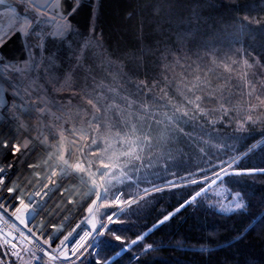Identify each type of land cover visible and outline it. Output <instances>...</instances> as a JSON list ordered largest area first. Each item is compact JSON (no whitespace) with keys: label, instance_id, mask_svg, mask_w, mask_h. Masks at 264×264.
Here are the masks:
<instances>
[{"label":"trees","instance_id":"1","mask_svg":"<svg viewBox=\"0 0 264 264\" xmlns=\"http://www.w3.org/2000/svg\"><path fill=\"white\" fill-rule=\"evenodd\" d=\"M8 1L21 14L27 13L21 3ZM245 16L251 23L245 22L241 29L239 21ZM71 19L76 31L64 39L46 41L43 63L35 73L56 105L69 110L77 105L87 107L82 93L98 91L97 85L111 83L117 72L126 74L117 82L123 81L125 89L134 93L127 77L163 81L165 65L171 66L169 81L159 86L179 101L172 77L178 79L179 73L187 74L189 65H199L211 69L213 84L229 94V107H238L237 113L217 119L214 125L206 118H184L183 132L176 133L169 146L171 155L153 156L138 169H125V176L111 182L110 199L123 192V202L170 180L201 178L227 167L233 158L238 162L229 172L264 168V106L252 113L261 122L246 123L240 129L238 122L247 114L248 89L242 83L238 87V81L222 66L245 53L251 54L250 62L256 57L264 65V0H89ZM176 59L181 63L175 64ZM259 65L253 105H258L256 94L264 97V67ZM68 75L66 87L62 84ZM159 95L153 89L148 102ZM161 111L171 114L170 107ZM202 180L138 197L117 216L122 222L107 228L128 241L156 228L127 251L121 249L130 244L121 245L105 232L98 238L101 247L84 253L76 264H95L97 257L105 264L117 252L122 253L109 264H264V173L230 175L191 201L208 183ZM236 192L242 194L243 209H234ZM115 206L110 203L105 212ZM165 215L170 219L157 226ZM148 244L152 247L146 251ZM28 257L16 262L11 253L0 249V260L7 264H26Z\"/></svg>","mask_w":264,"mask_h":264},{"label":"snow or ice","instance_id":"2","mask_svg":"<svg viewBox=\"0 0 264 264\" xmlns=\"http://www.w3.org/2000/svg\"><path fill=\"white\" fill-rule=\"evenodd\" d=\"M82 0H70V6L64 7L62 0H26V6L32 10L35 15L19 17L15 15V9L11 5H6V0H0V5H6L14 13V16L9 19L7 30L0 29V49H3L13 38L20 40L27 51V55L20 61L15 63L9 61L4 62L3 67L16 74V81L13 83V95L19 98V103L15 100L9 108V111L15 110L18 115H14L17 122L18 130L22 133H27V138L21 141L15 137L9 141L7 139L0 140V155H11L19 151L21 147L28 149L29 143H40L46 148V157L43 164L47 166L45 181L41 182L40 190L28 193L27 202L25 193L19 190L18 184L5 186V194L9 196L13 211L11 215L17 220L25 224L27 216L38 213L37 204L34 203V198L37 196L47 197L53 189L49 188L52 179L58 174L61 179L71 178L74 186L78 181V185L87 188V191L82 193L83 197H88V202L85 203L87 216L81 223L91 225L90 230L83 231L79 235V239L75 240V247L71 249L73 255L79 251V255L83 256L84 252L80 249L95 233L97 238L109 232V235L121 245H135L139 241L144 240V235H139L130 241L126 237L109 231L107 224L104 223V217L97 221V215L100 208L108 207L109 204L121 206L127 204L131 206L133 199L120 200L123 192L109 198L110 185L113 180H117L126 175L125 169L139 168L144 165L145 159L151 161L153 156L164 157L170 156V145L176 139V133L183 132L180 127L182 121L196 120L197 118H206L210 124H215L217 119L229 117V113H237L238 107L232 104L229 94L219 85H214L210 78L211 69H201L199 65L193 68L188 66L187 74L179 73V78L172 77L175 81V93L180 97L176 101L169 96L165 87L159 86L161 83H167L169 77L167 71L171 68L170 65H165V74L163 81H158L155 77L149 81L147 76L144 78L127 77V84L135 89L134 93H130L125 89L123 81L117 82V79L123 74L122 72L113 73L112 82L105 85L100 82L92 92H83L81 100L87 107L79 105L72 109H66L59 105H54L43 90L42 85H38L37 78H33L32 74L38 71L39 65L43 63V53L47 40L64 39L67 34L75 32L72 17L81 9ZM245 22L249 24L251 21L248 17H243L239 21L241 29L244 28ZM45 26H48L49 31H45ZM94 32L95 29H92ZM91 39V38H90ZM14 42V41H13ZM90 42V41H89ZM86 42L84 47H88ZM40 57L38 59L37 57ZM251 54L245 53L238 60H232L231 65L224 63L222 66L228 71L237 81V86L242 83L248 89L247 96L249 99L246 102V115L238 122L240 129L244 128L246 123L261 122L259 118L254 120L252 113L256 111L257 106H264V97L260 94L255 95V100L258 105L252 104V97L256 93L257 81L255 79V69L259 65V60L256 57H248ZM4 61V54L0 53V62ZM51 63V61H50ZM175 64H180V60H174ZM264 67V65H259ZM183 67V65H181ZM174 71V69H172ZM47 75V69L45 70ZM70 75L65 77V83L70 80ZM153 89H158L160 95L154 96L151 103L148 102V94L152 93ZM69 90H72L69 86ZM74 91V90H73ZM142 97V99L137 98ZM163 102V103H162ZM68 104H71V99L68 98ZM171 108V114L161 109ZM55 109V110H53ZM34 114H36L34 116ZM161 117V118H158ZM215 117V119L213 118ZM47 118V120H45ZM28 119H36L40 121L39 125H29L26 123ZM70 127H65L69 125ZM35 131L36 136H32L31 132ZM51 137V140H49ZM9 143L12 147L9 148ZM8 152L4 153L3 150ZM203 151V149H201ZM27 154V152L25 153ZM95 158V159H93ZM238 159L233 158L228 163L227 167L221 166L215 175V179H210L211 184L223 182L225 177L230 175L252 174L254 172L264 173V168L236 170L229 172V168L237 163ZM13 166L12 162L5 160L0 165V174H6ZM40 164H30L29 167L40 168ZM151 167V164L148 165ZM95 169V170H93ZM34 175L39 176L37 172ZM181 179H186L181 177ZM198 181L192 179L191 184H196ZM31 183V181H29ZM0 185H4V178L0 176ZM167 186H178L174 181H168ZM206 191V189H204ZM64 191L72 193L71 188H65ZM152 191H163L162 187H156ZM149 189H144V194H148ZM201 195L197 191L191 197V201H195ZM236 200L234 209H243L245 204L242 199L241 192L235 193ZM94 197V199H93ZM144 196L140 195L139 199ZM6 201H0V218L8 212ZM81 201L77 200V204ZM81 208V211L84 210ZM178 210V209H177ZM223 210V209H222ZM113 214L107 215L108 223L119 224L121 218L113 219ZM35 218V217H33ZM170 219L169 215H165L159 221L160 224ZM81 223L63 235V239H59L54 233H50L43 243L52 248L53 240H59L58 246L53 249L55 254H50L43 247H39L44 256L48 260L54 262L61 257L64 260H70L68 256V247L65 241H69V237L73 236L76 229L81 227ZM97 223L100 224V230H97ZM43 227V225H41ZM57 227L59 232H63L60 226ZM29 233L32 229L28 228ZM11 236V234H8ZM35 237V234L32 233ZM23 236V233H21ZM28 240L27 236H23ZM15 240V236H11ZM37 241L38 237L35 238ZM4 243L8 245L9 240ZM31 243V241H30ZM101 241L98 239L93 241L92 247L100 248ZM12 255L17 259H23L17 251V245L11 243ZM152 245L148 244L145 248L147 251ZM127 251V247L121 249ZM119 255V252L116 253ZM34 259L41 260V257L31 253ZM30 264V262H26ZM71 264H76L75 260ZM95 264H102L100 257H97Z\"/></svg>","mask_w":264,"mask_h":264},{"label":"built area","instance_id":"3","mask_svg":"<svg viewBox=\"0 0 264 264\" xmlns=\"http://www.w3.org/2000/svg\"><path fill=\"white\" fill-rule=\"evenodd\" d=\"M84 1H89V0H84ZM19 3H21L26 10L31 11V13H32L31 16L35 15V13H33L32 10L26 6V0L19 1ZM6 5H11V8H14L15 10H17V13L15 11V15H17V16L19 15L20 12L18 11V9L15 6H13L12 4H10L8 0H6ZM6 5H0V12H2L3 10L11 11V9L6 7ZM6 29H7V27L3 30H6ZM49 30L50 29L48 28V26H45V31H49ZM35 73L32 74L33 78H35L34 77ZM14 77H15V73H12L10 70L3 67V62H0V130H4L2 140L7 139L9 141L12 140L13 135L17 132H19L20 135H24L22 140L27 138V133H22L21 130H18L17 122L14 118V115H18L19 113H16L15 110L9 111V108L12 105L14 100L17 103H19V98L15 97L13 95L14 90H13L12 85H13V83L17 82ZM37 83H38V85H41L38 81H37ZM53 110H55V109H53ZM35 115L36 114H34V116ZM26 123L29 124L28 120H26ZM9 131H11V132H9ZM8 133H10V134L7 135ZM15 135H17V134H15ZM11 147H12V145H11V143H9V148H11ZM24 151H25V149L23 147H21L19 151L15 152L14 154H11V156L12 155H21ZM25 158H26V156L24 157V159ZM46 172H47V170L45 171V174H46ZM39 173H40L39 176L45 175L44 172H39ZM0 176H3V178H4V185H0V201H6L7 202L6 206L8 207V212L5 213L2 216V218H0V249L2 248V250H4V251H8L9 253H12V249L10 247V244L15 243L17 245V251H19L20 256L25 257L27 255H31V253L34 252L36 256L41 257V260L34 259L31 262V264H50L48 257L44 256V254L41 251H39V247H43L50 254H55L53 252V249L56 246H58L59 240H53L52 248H50L47 244H44L43 240L50 233H54L56 236L59 237V239H63V235L67 234V232H69V230L64 225H61V223L60 224L59 223H57V224L53 223L56 220V218H55L56 216L52 217L51 220H49V218L54 214L53 212L56 210L57 206L56 207L54 206V209L51 210L50 212H48V209H51V208H49V207L43 208L45 203L44 202L41 203V196L35 197L33 202L37 204V207L40 210L38 213H33V214L27 216L26 223H27L28 227L26 228L25 224L21 223L19 220L16 219L15 216L11 215V212L13 211L14 206H13L9 196L4 195L5 186H11L12 185V182H9V178H11L13 176L12 171L8 170V172L6 174H0ZM58 177H59V180L61 182H65V180L67 179L66 178V179L62 180L61 177L59 176V174H58ZM70 181H73V180L71 179ZM43 182H46V181L44 180ZM50 186L51 185L49 184V187ZM60 186H61V184L59 182H56L55 185L53 184V186L50 187L51 189H53V191H51V193H54ZM40 187H41V181H40V183L38 181V183H35L29 190H24V189L21 190V191L25 192L26 202H27V194L40 190ZM66 187H67V184H65L63 187H61V190L57 193V195L60 193L64 194L65 192L63 191L62 188H66ZM74 187H75L74 185L71 186V189H73ZM82 187H84V186H82ZM20 188H21V185H19V189ZM68 194H70V193L66 191L65 196H67ZM0 212H3V210L0 209ZM46 212H48V214L46 216H44V215L42 216V214H44ZM87 215L88 214L86 213L85 216H87ZM33 217H35V218H33ZM48 220H49V222H48ZM78 223H81V221H79ZM85 223H81V227L76 229V231L73 233L72 237H69V241H65V245L69 249L68 256L70 257V260H64L63 257H61L60 259H58L54 262H51V264H71L72 260L77 261L80 257H82L79 255V251L75 255H73V253L71 252V249L73 247H75L74 241L79 239V235H82L83 231L91 229ZM41 225H43V227H41ZM55 226H60L63 229V232L62 233L59 232L57 230V227H55ZM28 228L32 229V233L35 234V237L32 235V233H29ZM9 233L11 234V236H15L16 239L12 240L11 236L8 235ZM21 233H23V236H27L28 240H25L23 238V236H21ZM94 234L95 233H93L92 236ZM36 237L39 238L38 241L35 239ZM5 240H9L10 243L8 245H6L4 243ZM30 241H31V243H30ZM90 243H91V241L89 239L87 241V243L84 245V248L80 249V251H83L85 253L86 250L88 249ZM38 245H39V247H38ZM14 257L17 260V257L16 256H14ZM0 264H7V263L3 260H0Z\"/></svg>","mask_w":264,"mask_h":264},{"label":"bare ground","instance_id":"4","mask_svg":"<svg viewBox=\"0 0 264 264\" xmlns=\"http://www.w3.org/2000/svg\"><path fill=\"white\" fill-rule=\"evenodd\" d=\"M43 90L45 92V89ZM47 96L50 98L49 100L54 105H56L53 99L48 94ZM45 120H47V118H45ZM28 123L29 125H39L40 121L35 120V119H28ZM3 134H4V130H0V140H2ZM9 134L10 133H8L7 135ZM15 134L13 135L12 139L15 137L16 140L21 141L24 135H20L19 132ZM36 134L37 133L34 131L31 132L32 136H36ZM3 151L4 153L8 152L7 149ZM26 152L27 154H25ZM25 156L26 158L24 159ZM45 157H46V148L43 145H41L38 142L29 143L28 149L25 150L21 155H12V156L11 155H0V165H2L5 162V160L12 162L13 166L9 170L12 171L13 176L9 178V182H12V184L15 183V184L21 185V188L19 190H23V189L29 190L35 183H38V181L40 183V181L43 182L45 180V175H42V176L34 175L37 172H44L45 174V171L47 170V166L43 164V160L45 159ZM29 164H40L41 166L40 168L29 167ZM70 180H71L70 178H67L65 182H61L57 175L56 177L52 179L50 185L53 186V184L55 185L56 182H59L61 186L54 193L50 192L47 197L41 196V203L43 202L45 203L43 208H47V207L51 208V209H48V212L53 210L54 206L55 207L57 206L56 210L53 212L54 214L49 218V220H51L52 217L56 216L55 217L56 220L53 223L54 224L61 223V225H64L69 231H71L75 227V225L78 224V222L81 221L83 217L86 215L87 211L84 205L85 203L88 202V197H83L81 195L82 193L87 191V188L82 187V185H78V181L76 182L77 186L73 188L74 191H72L71 194H68L67 196H65V193H66V191H64L65 188H62L65 193L64 194L60 193L57 195V193L61 190V187H63L65 184H67L66 188H71V186L74 185V182ZM29 181H31V183H29ZM4 195L6 196L5 193ZM77 200H80L81 203L77 204ZM82 207H84L83 211H81ZM48 212L42 214V216L43 215L46 216Z\"/></svg>","mask_w":264,"mask_h":264},{"label":"rangeland","instance_id":"5","mask_svg":"<svg viewBox=\"0 0 264 264\" xmlns=\"http://www.w3.org/2000/svg\"><path fill=\"white\" fill-rule=\"evenodd\" d=\"M17 2H19V1H17ZM84 2H87V1H84V0H82V3H84ZM10 4H12L13 6H15L16 7V5H14L13 3H11V2H9ZM17 8V7H16ZM23 9L27 12V13H25V12H23V13H25V14H23L22 13V15L19 13V17H22V16H31L30 14H32L31 13V11H29V10H26L24 7H23ZM29 11V12H28ZM16 13H17V10H16ZM29 13V14H28ZM14 16V14L11 12V11H8V10H3L2 12H0V29H5L7 26H8V22H9V19L10 18H12ZM7 30V29H6ZM38 59H40V57L38 56L37 57ZM5 60V59H4ZM6 61V60H5ZM7 62V61H6ZM41 67V64L39 65V68ZM38 68V69H39ZM34 77H35V74H34ZM15 80H16V74H15ZM36 78V77H35ZM58 79H60V78H58ZM58 83V82H57ZM67 83H63L62 85H66ZM58 85H60V84H58ZM66 87H67V85H66ZM68 88H69V84H68ZM47 98L48 99H50L48 96H47ZM65 127H70V124L69 125H66ZM49 140H51V137H49ZM93 170H95V169H93ZM216 173V172H215ZM215 173H211V174H208V175H206V176H204V177H201V178H196V180L197 181H199V180H202V181H206V185H205V187L204 188H201V190H200V192H201V194H202V192L203 191H205L204 189H208L211 185H213V184H211L210 185V180L209 179H206L205 177H208V178H212V179H215ZM192 179H190V180H185V181H180V182H175V184L176 185H181V184H185V183H189V181H191ZM205 183V182H204ZM162 188H168L169 186H167V184H165V185H162L161 186ZM154 188H156L155 186L154 187H150V188H147V189H149V193L148 194H150V193H154V192H156V191H152V189H154ZM203 189V190H202ZM72 191H74V189H72ZM134 194H136V193H134ZM148 194H144V191L142 192V193H139V194H136L135 196H133L132 197V199H133V201H134V199L136 198V197H138L139 195H143V196H146V195H148ZM136 200V199H135ZM125 204H123L122 205V207L124 206ZM128 205L126 204L123 208L121 207V206H115V208L113 209V211H111L110 213L109 212H105V211H107V209L106 208H100L99 209V212H98V215H97V221H99L100 220V218L101 217H104V223H106L107 224V226L109 225V224H111V223H108L107 222V219H106V217H107V215H109V214H113V213H115V215L113 216V219H116L117 218V216L120 214V213H122V211L127 207ZM120 208H122V210L121 211H119V209ZM111 209V208H110ZM109 211V210H108ZM119 211V212H118ZM118 212V213H117ZM117 213V214H116ZM57 222H59V221H57ZM56 222V223H57ZM85 224H87L90 228H91V225L90 224H88V223H85ZM163 224V223H162ZM161 224L160 223H157V226H160ZM156 227L154 226L152 229H149V230H147L145 233H146V235H144V237L145 236H147L150 232H152L154 229H155ZM97 230H100V224L99 223H97ZM98 238L95 236V234L92 236V238L90 239V241H91V243H90V245H89V247H88V249L86 250V252H85V254L88 252V251H90L92 248L94 249V247H92V245H93V241H95V240H97ZM134 245H128L127 246V249H130L131 247H133ZM2 249V248H1ZM122 252H120L119 253V255L121 254ZM119 255H117V256H115V257H113V258H111L108 262H106L105 264H109L111 261H113L114 259H116ZM24 258V257H23ZM29 259H27V260H29L28 262H30V259L31 260H34V258H33V256L32 255H29V257H28ZM81 258V257H80ZM79 258V259H80ZM14 260L16 261V262H20L21 261V259H17L16 260V258H14Z\"/></svg>","mask_w":264,"mask_h":264},{"label":"water","instance_id":"6","mask_svg":"<svg viewBox=\"0 0 264 264\" xmlns=\"http://www.w3.org/2000/svg\"><path fill=\"white\" fill-rule=\"evenodd\" d=\"M16 1H22V0H16ZM41 2H43V0H41ZM62 2L64 3V7L65 8H68L70 6V0H62ZM13 41H10L3 49H0V53H3L4 54V59L7 62H9V61H11V62L20 61L23 58H25L26 55H27V51L24 48V45L22 44V42L20 40H16L15 38H13ZM138 197H136L135 199H137ZM122 208H120L119 211H121Z\"/></svg>","mask_w":264,"mask_h":264}]
</instances>
